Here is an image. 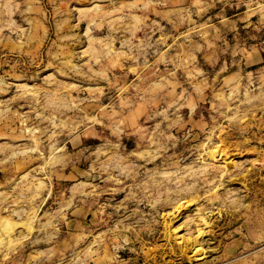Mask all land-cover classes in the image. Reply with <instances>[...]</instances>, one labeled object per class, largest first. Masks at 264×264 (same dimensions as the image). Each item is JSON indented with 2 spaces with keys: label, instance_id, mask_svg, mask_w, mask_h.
I'll return each mask as SVG.
<instances>
[{
  "label": "rangeland",
  "instance_id": "rangeland-1",
  "mask_svg": "<svg viewBox=\"0 0 264 264\" xmlns=\"http://www.w3.org/2000/svg\"><path fill=\"white\" fill-rule=\"evenodd\" d=\"M0 264H264V0H0Z\"/></svg>",
  "mask_w": 264,
  "mask_h": 264
}]
</instances>
